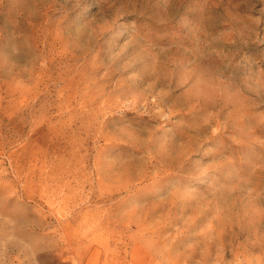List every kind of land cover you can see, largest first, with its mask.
Returning a JSON list of instances; mask_svg holds the SVG:
<instances>
[{"label":"rangeland","instance_id":"obj_1","mask_svg":"<svg viewBox=\"0 0 264 264\" xmlns=\"http://www.w3.org/2000/svg\"><path fill=\"white\" fill-rule=\"evenodd\" d=\"M0 264H264V0H0Z\"/></svg>","mask_w":264,"mask_h":264},{"label":"bare ground","instance_id":"obj_2","mask_svg":"<svg viewBox=\"0 0 264 264\" xmlns=\"http://www.w3.org/2000/svg\"><path fill=\"white\" fill-rule=\"evenodd\" d=\"M208 76V75H207ZM210 77V76H209ZM213 79V78H212Z\"/></svg>","mask_w":264,"mask_h":264}]
</instances>
